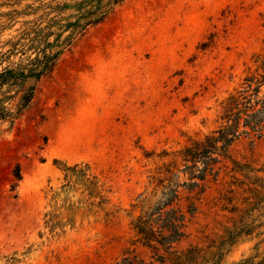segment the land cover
Masks as SVG:
<instances>
[{"label": "rangeland", "instance_id": "1", "mask_svg": "<svg viewBox=\"0 0 264 264\" xmlns=\"http://www.w3.org/2000/svg\"><path fill=\"white\" fill-rule=\"evenodd\" d=\"M263 54L264 0L117 6L40 81L30 109L11 128L0 125V264H118L126 257L171 264L135 242L131 223L143 201L153 205L160 197H152V177L217 128L220 103ZM230 155L246 170L216 166L219 175L207 178L192 215L181 188L175 207L186 223L174 247L209 257L245 225L233 245L222 247L221 264H259L264 203L242 204L252 194L233 177L246 175L250 187L264 180V140L242 137ZM76 165L88 168L86 175L67 174Z\"/></svg>", "mask_w": 264, "mask_h": 264}, {"label": "trees", "instance_id": "2", "mask_svg": "<svg viewBox=\"0 0 264 264\" xmlns=\"http://www.w3.org/2000/svg\"><path fill=\"white\" fill-rule=\"evenodd\" d=\"M124 1L7 0L0 4V8L7 9L0 11V125L7 123L11 128L30 109L38 84L52 75L60 58ZM4 31H13V34L2 40ZM254 64L239 86L220 103L217 128L184 147L173 162L152 177V197L159 193L160 197L153 205L142 202V214L132 221L131 227L135 242L162 252L159 261L221 264L222 247L233 245L244 234L245 225L230 234L209 257L195 247L185 251H177L174 247L184 237L186 213H195L197 196L204 193L207 178L218 177L221 168L216 169V166L229 162L235 174L246 170V165L232 159V145L242 137L264 140V54L258 55ZM179 162L183 163V170L177 168ZM88 170L78 165L66 169L67 174L77 176L86 175ZM180 173L186 177V182H179ZM243 176V180L233 177L238 188L252 194L243 198L242 204L264 203V180L250 187L246 175ZM14 177L17 181L22 179L18 168ZM16 186L13 185L12 190ZM181 188L188 194L186 213L180 206L175 207L182 200ZM247 232L245 234H250ZM118 264L142 263L126 257Z\"/></svg>", "mask_w": 264, "mask_h": 264}]
</instances>
